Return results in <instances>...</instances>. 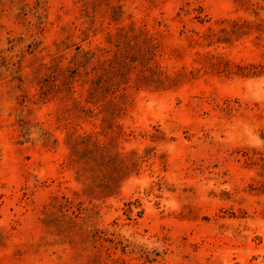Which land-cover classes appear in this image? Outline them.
I'll use <instances>...</instances> for the list:
<instances>
[{"label":"rangeland","instance_id":"374dc122","mask_svg":"<svg viewBox=\"0 0 264 264\" xmlns=\"http://www.w3.org/2000/svg\"><path fill=\"white\" fill-rule=\"evenodd\" d=\"M111 67L117 151L148 156L102 199L69 138ZM0 264H264V0H0Z\"/></svg>","mask_w":264,"mask_h":264},{"label":"trees","instance_id":"16d2710c","mask_svg":"<svg viewBox=\"0 0 264 264\" xmlns=\"http://www.w3.org/2000/svg\"><path fill=\"white\" fill-rule=\"evenodd\" d=\"M238 27V23L232 22ZM226 34L224 29L214 30L209 29L203 36L197 40L192 39L191 43L194 46L206 45L219 39V35ZM150 44V40H146ZM154 45H150L149 49H153ZM88 55V53H84ZM103 65V64H102ZM103 67V66H101ZM95 70V69H94ZM103 71L105 69H102ZM113 71V68L106 69L94 84H91L89 93V103L99 109L103 116L100 124L101 131H94L84 135H72L69 138V146L71 148V158L69 166L75 168L76 176L79 181L83 180L87 184L85 193L99 198L111 197L117 192V181L124 175L133 174L139 168L138 162H144L146 156L139 157L135 151L129 154H122L117 151V141L124 135L122 132L115 136L113 131V121L124 110L126 96L120 94L121 86L119 76L114 75V80L107 78ZM96 73V70H95ZM241 74V73H240ZM246 73L245 76H249ZM112 77V74L110 75ZM168 78H163V73L159 70H151L147 68L146 73L137 79L136 88H150L151 84L156 82L164 83ZM88 84L87 82H85ZM112 96L111 101L106 99L107 95ZM82 110V109H81ZM84 113V111H80ZM92 114V112H90ZM101 136L104 140H101ZM128 205V213H132V207Z\"/></svg>","mask_w":264,"mask_h":264}]
</instances>
